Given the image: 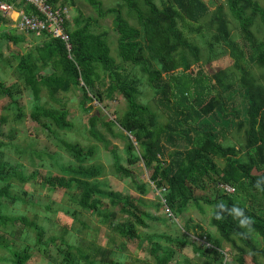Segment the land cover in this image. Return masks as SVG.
<instances>
[{"label": "trees", "instance_id": "obj_1", "mask_svg": "<svg viewBox=\"0 0 264 264\" xmlns=\"http://www.w3.org/2000/svg\"><path fill=\"white\" fill-rule=\"evenodd\" d=\"M2 1L23 8L21 10L30 16L39 15L36 8L25 0L21 4H17L19 0ZM47 1L54 9L66 5H59L61 1L71 5L75 2ZM87 1L100 17H113L117 58L112 55L108 33L94 32L96 21L92 18L75 19L74 23L71 19L66 20L65 28L72 45L69 55L65 43L49 34L20 35L15 33L14 27L4 34L2 27L11 24V20L0 13V37L3 36L6 42L20 46L28 41V35L38 41L29 51L12 56L17 62L13 76L19 82L8 87L0 82V98L9 101L15 119L22 121L24 114L20 99L23 84L35 101L31 116L33 123L50 135L66 131L70 125L66 110L48 108V103L41 104L44 90L50 100L56 102L61 94L80 91L84 98L80 108L86 114L92 110L88 106L95 102L103 106L106 102H115L118 97L123 98L127 104L124 114L116 116L115 121H104L106 114L90 116L87 123L90 131L101 122L109 130L116 125L130 135L125 137L127 164L145 163L150 170L151 184L172 217L180 216L191 205L200 208L204 204L212 209L210 225L217 237L203 231L199 225L193 226L201 231L194 239L204 240L201 248L197 247L195 240L190 242L194 251L208 256L214 264L224 261L230 264L232 258L229 260L222 250V244L227 243L237 252L238 264H249L247 257L252 258V264H264V192L254 187L255 181L264 177V86L258 84L244 66L246 53L235 42L223 8L218 7L209 13L201 0H142V3L120 0L123 5L105 9L99 0ZM123 6L127 7L136 24L125 17L121 11ZM227 6L249 48V61L264 70V43L259 42L253 32L257 22L264 28V9L253 0H228ZM205 20V30L211 34L207 43L209 56L205 60L210 63L230 52L241 75L236 85L238 89L224 71L214 74L211 79L203 77L201 71L196 76L191 72V66L201 61L200 50L189 41L184 31L189 24L196 25ZM190 33L200 35L201 32L200 29H190ZM215 48L220 49L219 54H215ZM1 56L0 53L2 63ZM144 79L159 97L160 105L171 113L166 124L159 121L160 117L149 105L140 101ZM234 134L242 135L244 143L239 146L227 144ZM7 139L13 141L15 132L12 131ZM59 146L70 158L67 165L61 167L60 175L48 176L35 171L28 177L19 165L2 161L0 155V248L10 254L7 261L11 264H28L32 249L45 255L50 249H56L61 264H83V261L91 264L87 253L66 241L62 244L66 248H61L57 238H47L45 228L35 221L26 216L17 218L11 215L8 202L34 203L26 196H13L12 181L60 194L68 200L64 212L67 216L88 213L109 228L115 218L109 208L120 207L119 212L127 219L113 231L129 241H139L138 227H148L145 221L152 219L141 210L139 204L142 200L103 190L98 182L101 169L86 165L95 153L92 149L64 140ZM30 154L35 155L33 151ZM112 159L116 174L134 182L132 172L120 163L119 158L113 154ZM227 186L233 188L235 195L224 192L222 187ZM137 188L145 193V188ZM243 196L256 201L258 208L247 206ZM221 201L228 207L236 204L245 209L253 220L250 232L245 233L227 215L222 221L215 219L214 206ZM71 206L75 208L73 212ZM17 221L22 223L20 246L9 239L14 235ZM186 229L190 230L188 226ZM166 239V247L160 243L163 237L152 243L151 253L156 264H169L175 254L173 247L184 244L170 237ZM104 254L105 251L99 249L96 258L101 259Z\"/></svg>", "mask_w": 264, "mask_h": 264}, {"label": "rangeland", "instance_id": "obj_2", "mask_svg": "<svg viewBox=\"0 0 264 264\" xmlns=\"http://www.w3.org/2000/svg\"><path fill=\"white\" fill-rule=\"evenodd\" d=\"M102 2L105 9L115 8L118 5H123L120 0H99ZM208 8L209 13L214 12L218 7L223 8L225 17H227L230 29L235 37L234 40L238 43L243 51L246 53L244 66L248 68L258 84L264 86V70L249 61L250 56L247 54L249 48L246 47L245 41L242 39L239 27L234 22L228 10V0H201ZM260 4L264 9V0H253ZM19 0L17 4H21ZM142 3V0H138ZM66 4L70 8V19L74 23L75 19L84 21L92 18L96 21L93 30L96 33L107 32L109 44L112 50V55L117 58L116 51V33L113 29L111 15L100 17L95 9L88 3L87 0H75L71 5L68 2L61 1L59 5ZM121 11L132 24H136V20L129 16L126 6L121 7ZM17 15H15L16 17ZM206 22L202 21L200 24H189L187 30L184 31L189 41L200 50V59L196 64L191 66V72L196 76L201 71L203 77L212 78L216 73L224 71L227 73L234 85L238 84L241 75L235 67V61L231 57L230 52L216 57L210 63L205 59L209 56L207 43L210 41V35L205 30ZM1 32L8 33L13 28V25L8 23L7 26L2 27ZM190 29H200V35L191 34ZM0 32V34H1ZM257 40L264 43V28L257 22L253 29ZM16 34L21 33L15 30ZM4 37H0V53L2 54L0 62V82L8 87L16 81L13 76V68L16 67L17 62L12 57L17 53H25L32 49L38 43L33 35H28V41L20 46H15L13 43L6 42ZM215 54H219L220 49L215 48ZM192 61L194 58H191ZM141 78V77H140ZM141 92L143 95L140 101L158 114L159 121L166 124L170 118L171 113L164 109L158 102L159 97H156L154 92L147 86V81L142 82ZM212 84L214 81L212 80ZM238 89V86H236ZM58 102L50 100L47 91L42 93L41 104L48 103V108L56 110L64 109L68 113L67 123L70 128L64 132H58L57 135H50L47 131L38 129L32 121V114L34 112V98L31 92L25 90L22 84L21 103L24 118L22 121L15 119L14 112L9 108V101L0 98V155L2 161L9 162L11 165H19L26 176H31L33 172H43L44 175H60L61 167L67 165L70 158L61 149L60 141L64 140L70 143H77L85 149L90 148L95 153L86 165L96 166L101 169V177L98 182L101 184L103 190L110 191L123 196H130L134 200H142L139 206L141 210L151 216L152 219H146L145 223L148 227H138L140 235L139 241H129L121 238L113 231V228L123 223L127 216L120 213V207L109 208L111 213L115 216L113 219L112 228L108 225H101L96 217L88 213L78 212L77 216L70 217L64 212L67 211L65 206L68 200H64L63 196L56 193H51L43 190L38 186L32 184H20L17 181H12L11 193L13 196H26L33 200V204L9 203V210L12 216L17 218L28 217L39 225L43 226L47 233V238L56 237L58 244H63L64 241L70 243L72 246L80 249L82 252L90 256L91 264H156L155 258L151 253L152 243L163 237L160 243L166 247V238H173L174 240L183 241L181 247H173L175 254L169 264H214L206 255H202L200 251H194L191 241L195 240L194 236H199L201 231L193 226H200L203 231L209 232L212 236L217 237V233L211 227L212 209L201 204L200 208L194 205L188 206L186 210L178 217H173L166 212L163 206V201L157 191L151 184L150 170L145 167V163L139 162L136 165L127 164V154L125 148L127 147L126 136H130L125 130L119 126L114 125L109 130L103 123L99 122L90 131L88 118L90 116L106 114L104 121H115L116 116L123 115L127 109L126 101L118 97L115 102L108 104L107 102L100 106L95 102L89 105L92 108L89 114L83 113L81 110V101L84 99L80 91H73L69 94H61ZM239 102V100H238ZM236 100V103H238ZM15 132V139L10 141L7 136L11 132ZM134 141L136 139L132 138ZM244 143L242 135L229 137L227 144H235L239 146ZM33 151L35 155H31ZM22 152V153H21ZM119 158L121 164L126 166L133 174L134 182L124 176L117 175L114 169V161L112 155ZM145 188V193L141 192L137 187ZM209 194V192H206ZM205 194H201L203 196ZM244 197V196H243ZM248 198V197H247ZM244 197L247 206L258 208L256 201L252 202ZM49 207V208H48ZM71 211L75 210L71 206ZM264 208V207H263ZM186 226L190 230L186 229ZM196 231V232H194ZM22 223L15 222L14 235L9 237L17 244H22ZM202 241L195 240L197 247L204 244ZM61 248H66L62 245ZM102 249L105 251L103 258H96V251ZM222 250L231 260L230 264H238L236 261L237 252L233 247L227 243L222 244ZM75 252V251H74ZM76 253V252H75ZM10 254L7 250L0 248V264H11L7 261ZM247 262L252 264V258L247 257ZM61 264V256L58 255L56 249H50L48 255L41 254L37 250L32 249V258L28 264ZM83 264H90L82 262ZM222 264H227L223 262Z\"/></svg>", "mask_w": 264, "mask_h": 264}, {"label": "built area", "instance_id": "obj_3", "mask_svg": "<svg viewBox=\"0 0 264 264\" xmlns=\"http://www.w3.org/2000/svg\"><path fill=\"white\" fill-rule=\"evenodd\" d=\"M25 2L36 8L39 15L30 16L22 10L17 12V16L14 18V14L16 13L15 7L1 0L0 13L6 16L8 20H11L13 27L21 34H35L36 36L49 34L54 39H61L65 43L67 52L70 55L72 45L65 28L66 20L70 19L69 6L64 5L54 9L47 0H25ZM222 189L229 195H235V191L231 187H222Z\"/></svg>", "mask_w": 264, "mask_h": 264}, {"label": "clouds", "instance_id": "obj_4", "mask_svg": "<svg viewBox=\"0 0 264 264\" xmlns=\"http://www.w3.org/2000/svg\"><path fill=\"white\" fill-rule=\"evenodd\" d=\"M254 187L256 190L264 192V177H261L255 181ZM215 219L223 220L225 216L231 217L234 221L237 222L238 227L242 228L246 232H250L252 229L253 220L249 217L245 209L240 206L233 204L231 207H228L223 201L217 203L215 206ZM245 233H240V235H244ZM123 264V262H121Z\"/></svg>", "mask_w": 264, "mask_h": 264}, {"label": "crops", "instance_id": "obj_5", "mask_svg": "<svg viewBox=\"0 0 264 264\" xmlns=\"http://www.w3.org/2000/svg\"><path fill=\"white\" fill-rule=\"evenodd\" d=\"M2 1V0H1ZM6 3V2H5ZM10 5H12V4H10ZM12 6H14L15 7V9H16V13L14 14V18H15V15H17V12H19V11H22L21 9H23V8H17V6L14 4V5H12Z\"/></svg>", "mask_w": 264, "mask_h": 264}]
</instances>
